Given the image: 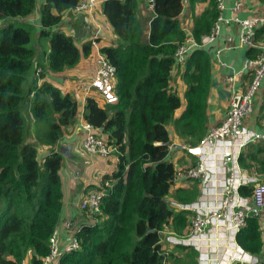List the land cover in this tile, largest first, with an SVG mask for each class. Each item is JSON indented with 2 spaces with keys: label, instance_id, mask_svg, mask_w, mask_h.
Returning a JSON list of instances; mask_svg holds the SVG:
<instances>
[{
  "label": "trees",
  "instance_id": "1",
  "mask_svg": "<svg viewBox=\"0 0 264 264\" xmlns=\"http://www.w3.org/2000/svg\"><path fill=\"white\" fill-rule=\"evenodd\" d=\"M79 1L45 0L40 7V34L50 39L48 63L54 73L76 67L82 55L91 52V42L84 43L81 50L73 36L53 31ZM148 1L155 15L147 40L138 18L139 0L103 2V14L118 36V43L102 47V52L116 67L119 100L101 107L95 98H87L83 119L101 129L108 143L117 148L119 161L99 186L110 182L97 221L75 228L80 246L63 252L58 264H165L162 231L170 226L183 235L190 227L188 213L174 211L167 202L175 173V164L169 159L168 125L173 123L176 133L193 144L208 132L212 52L208 46H195L180 63L188 86L187 107L175 118L182 99L173 90L171 78L176 53L188 39L179 19L183 0ZM37 5L38 0H0V21L7 22L0 26V264H44L49 255L50 240L58 236L61 224V169L69 154L55 147L66 128L79 118L80 104L73 94L50 81L38 85L36 80L30 91L25 87L35 64L32 29L11 20L29 17ZM218 17L217 7L206 10L196 18L191 37L202 44ZM35 67L37 78H45L43 71L38 72L40 66ZM43 147L50 150L44 153ZM239 163L264 178V144H252ZM89 188L81 201L95 189ZM241 193L250 195L251 190L242 187ZM171 196L192 203L199 191L179 188ZM263 232L262 220L251 216L236 236L246 252L263 260L258 264H264ZM197 258L196 252L191 257L184 254L181 260L197 264Z\"/></svg>",
  "mask_w": 264,
  "mask_h": 264
},
{
  "label": "built area",
  "instance_id": "2",
  "mask_svg": "<svg viewBox=\"0 0 264 264\" xmlns=\"http://www.w3.org/2000/svg\"><path fill=\"white\" fill-rule=\"evenodd\" d=\"M100 0H80L72 9L75 14L92 12ZM242 6L241 1L235 4V10ZM223 0H217V9L223 10ZM222 16L214 23L211 32L198 44L189 35L186 42L179 47L176 58L177 64L186 61L190 50L203 47L213 42L220 33ZM240 26V43L250 47H257L259 53L256 57L246 60L245 68L254 66L251 82L245 89H233L230 96L229 109L223 121L210 128L204 138L196 143L180 144V150L189 157L187 165L175 164V173L171 183V193L175 189H192L196 184L199 196L192 203H181L175 198H169V204L176 212H187L190 218V227L185 234L180 235L166 226L162 231L161 243H171L194 248L198 251L197 264H220L218 254L231 235L240 252L249 256L233 258L229 264L249 263L258 264L263 260L246 252L236 241L237 233L248 224V218L258 217L264 226V178L255 170L241 167L239 159L241 154L252 144H264V117L262 129L257 130L246 124V119L254 110L255 100L264 83V42L258 44L257 30L264 26V17L253 16L247 19L233 18ZM91 49L95 51L96 71L92 78L80 82L85 95L97 100L101 107L118 102L116 92V67L102 52V47L96 37L91 40ZM222 50L218 49L217 53ZM223 69H230L226 81L232 84L240 74L232 66L223 63ZM42 71L38 69V72ZM86 130L83 148L92 155L107 157L117 148L108 143L107 138L101 134V129L90 123H84ZM170 150V147H169ZM119 161V158H117ZM110 187L106 181L102 188H95L84 195L80 210L88 219L86 223H95L96 216L101 213V202L105 190ZM251 190L250 195L241 193V188ZM216 235L215 245L210 242L211 235ZM77 236L72 234L69 242L62 248L55 235L50 240V253L44 258V264H58L63 252H70L79 248ZM164 248V247H163ZM211 248H213L211 250ZM225 249H227L225 247ZM222 259V257L220 256ZM238 261H235V260Z\"/></svg>",
  "mask_w": 264,
  "mask_h": 264
},
{
  "label": "crops",
  "instance_id": "3",
  "mask_svg": "<svg viewBox=\"0 0 264 264\" xmlns=\"http://www.w3.org/2000/svg\"><path fill=\"white\" fill-rule=\"evenodd\" d=\"M104 1L105 0H100L92 12L75 14L70 10L64 14L62 23L68 27L70 35L73 36L81 50L83 44L88 41L90 42L93 37L97 38L101 47L115 46L118 43V36L103 14L102 5ZM237 1L242 2V6L239 10H235ZM44 2L45 0H38L36 10L29 17L17 18L11 21L16 24L21 23L29 26L30 29H32V36L39 38L41 31L40 7ZM223 3V10H218L219 16L223 18L219 22L220 33L213 42L205 45L208 46L212 52V84L208 97L207 112L209 117L207 123L208 130L223 121L229 109V100L232 90L234 88L245 89L251 82L254 66L245 68V63L247 59L254 58L259 53L257 47H250L247 44L240 43L241 28L233 18L247 19L253 16L264 17V0H223ZM215 7H217V0H213V2L212 0H183V10L179 19L187 34H192L196 18L201 16L209 8L211 10ZM137 13L140 24L145 31V39L147 40L149 37L150 22L155 15L153 4L148 0H139ZM2 23L7 22L0 21V26ZM255 41L258 44L264 42V26L257 30ZM37 46L38 41L36 43V47ZM218 49L222 50L220 54L217 53ZM49 51L50 48L43 51V55L47 58ZM222 62L229 64L235 72L240 74L232 84L226 81V76L231 70H224ZM34 63L32 69H35V66H40L39 69L46 74V77L38 79L34 75L32 82L27 87L28 90L36 80H38V85H41L44 81H50L54 85L60 87L64 92L73 94L80 104L78 122L66 128L63 139L59 142V145L55 147L56 151L59 150L61 152V150L64 149L66 152H69V154L66 153L67 155L64 157L61 169L64 206L58 231V242L62 248L69 242L75 228L88 221L86 214L83 213L79 207L82 194L88 190L89 187V189H91L100 186L104 175L112 173L116 169V166L113 168V165L111 166V164L106 163V160L108 161L109 158H112L110 157L111 155L104 158L102 156L92 155L83 148V140L86 133L83 110L86 101L80 82L89 80L95 74L97 68L95 51L91 49L88 56L82 55V59L76 67L66 69L61 73L46 71V66L36 50ZM184 69V65L180 66V64L176 63L172 72L171 86L182 99V106L177 110L175 118H179L187 107L185 93L188 86L183 79ZM263 117L264 83L256 97L254 110L246 119V124L257 130H261ZM168 129L171 140L170 146H173V149L169 150V159L175 164L177 163L176 166H185L188 163L189 157L184 151L180 150L179 147L180 144L189 143L190 141L180 137L176 133L173 123L168 125ZM49 150L50 147H43L41 149L44 153H47ZM115 160L118 163V160ZM65 223L69 225L68 228L64 227ZM162 245L166 249L165 252L167 254L165 264H177V257H182L184 254L191 257L196 254L197 251L191 247L182 249L183 247H180L181 245L171 243H164ZM228 246L230 249L234 247L233 243H229ZM172 254L176 256H174V258H169ZM170 260L172 261L169 262ZM26 264H28V262H26Z\"/></svg>",
  "mask_w": 264,
  "mask_h": 264
},
{
  "label": "rangeland",
  "instance_id": "4",
  "mask_svg": "<svg viewBox=\"0 0 264 264\" xmlns=\"http://www.w3.org/2000/svg\"><path fill=\"white\" fill-rule=\"evenodd\" d=\"M53 31H60V32H63V33H65V34H67V35H70V31H69V29H68V27L65 25V24H60V25H57L56 27H54L53 28ZM41 32V31H40ZM187 33V32H186ZM188 37H189V35H188ZM37 41H38V46L36 47V43H37ZM31 45H32V47L36 50V51H38V53H39V56H40V58L43 60V62H44V64H45V66H46V71H50V72H52L51 70H50V68H49V63H48V58L47 57H45L44 55H43V51L45 50V49H47V48H50V39H49V37L48 36H41V34H40V37L39 38H35V37H33L32 36V41H31ZM218 54H220V53H218ZM50 74V73H49ZM36 76L37 77V75L38 74H36V72H35V69H31L29 72H28V75H27V80H26V83H25V87L27 88L28 87V85L32 82V78H33V76ZM68 89V88H67ZM23 113H24V115L26 116V118L28 119V113H27V110H26V107L24 108V110H23ZM251 146V145H250ZM249 146V147H250ZM249 147L247 148V150L249 149ZM170 149L172 150L173 149V146L171 145L170 146ZM110 156V155H109ZM109 156H107V157H109ZM107 157H104V158H107ZM110 157H112V158H109V160L107 161L106 160V163L107 164H111V166L114 168L116 165H117V162H116V160L115 159H117V153H116V151H113L112 152V154H111V156ZM99 187V186H98ZM193 188H197L198 190H199V188H198V185L196 184L195 186H193ZM192 188V189H193ZM172 195H173V193H171ZM171 194H170V196L168 197V199L167 200H169V198H173L172 196H171ZM188 230V229H187ZM263 235H264V232H263ZM229 244V243H228ZM225 247H226V244H225ZM225 247L222 249V252H225L226 251V249H225ZM197 253H198V251H196ZM199 256V255H198ZM170 258V257H169ZM172 260H170L169 262H171ZM235 261H238L237 259L235 260ZM176 262H177V264H188V260L185 262H183L182 260H181V257H177V260H176Z\"/></svg>",
  "mask_w": 264,
  "mask_h": 264
},
{
  "label": "bare ground",
  "instance_id": "5",
  "mask_svg": "<svg viewBox=\"0 0 264 264\" xmlns=\"http://www.w3.org/2000/svg\"><path fill=\"white\" fill-rule=\"evenodd\" d=\"M210 242H212V244L215 245L216 241V235L213 234L210 237ZM228 243H233L234 247L232 249L229 248ZM226 251L223 254H218L219 260H220V264H229L230 261L233 258H239V257H245L247 259H249V256H246L244 253L242 254L240 251V249L235 245V241L233 239V237L231 235H228V240L226 241ZM213 248H211L212 250ZM220 256L222 257V259L220 258Z\"/></svg>",
  "mask_w": 264,
  "mask_h": 264
},
{
  "label": "water",
  "instance_id": "6",
  "mask_svg": "<svg viewBox=\"0 0 264 264\" xmlns=\"http://www.w3.org/2000/svg\"><path fill=\"white\" fill-rule=\"evenodd\" d=\"M61 152H63V153H66V151L63 149V150H61ZM167 202L169 203L170 202V200H167ZM150 231H152V230H150Z\"/></svg>",
  "mask_w": 264,
  "mask_h": 264
}]
</instances>
